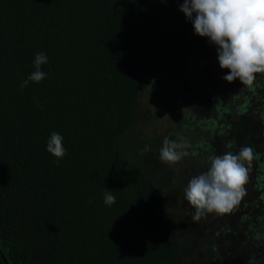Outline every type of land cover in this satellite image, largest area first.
Masks as SVG:
<instances>
[{
	"label": "trees",
	"instance_id": "1",
	"mask_svg": "<svg viewBox=\"0 0 264 264\" xmlns=\"http://www.w3.org/2000/svg\"><path fill=\"white\" fill-rule=\"evenodd\" d=\"M182 3L0 0V264H264V73L226 81ZM38 52L48 76L21 89ZM166 136L188 145L184 161L160 160ZM241 147L245 195L194 219L188 181Z\"/></svg>",
	"mask_w": 264,
	"mask_h": 264
},
{
	"label": "clouds",
	"instance_id": "2",
	"mask_svg": "<svg viewBox=\"0 0 264 264\" xmlns=\"http://www.w3.org/2000/svg\"><path fill=\"white\" fill-rule=\"evenodd\" d=\"M179 10L192 23L195 34L207 37L216 46L221 69L229 70L223 77L226 81L251 85L255 74L264 73V0H183ZM48 62L44 52L36 53L35 70L21 82V89L28 87L29 82L46 79L48 73L41 66ZM63 139L61 134L52 132L47 141V151L57 158V163L67 154ZM187 147L166 136L160 160L171 166L189 155ZM149 151L150 146L145 145L140 154ZM252 159L253 150L249 147L205 158L207 171L193 175L183 190L184 199L195 209L194 219L209 213L226 214L240 202L249 171L245 162ZM104 202H115L112 191H105Z\"/></svg>",
	"mask_w": 264,
	"mask_h": 264
},
{
	"label": "rangeland",
	"instance_id": "3",
	"mask_svg": "<svg viewBox=\"0 0 264 264\" xmlns=\"http://www.w3.org/2000/svg\"><path fill=\"white\" fill-rule=\"evenodd\" d=\"M164 1H168V0H164ZM177 1H180V0H177ZM156 106L157 107H162L163 105L159 102V100H156ZM149 106L151 107V108H153V106H154V103L152 102V103H150L149 104ZM158 110V109H157ZM156 110V111H157ZM155 111V112H156ZM155 112L153 113V115L155 114ZM156 142H154V144H155ZM161 148V147H160ZM183 161H184V159H183ZM182 162V161H181ZM183 202H184V200H183ZM186 210L185 211H187V210H189L190 209V207L191 206H189L188 205V203H185L184 202V206H183ZM223 214H217V213H209V214H206L204 217H207V218H212V217H214V216H222ZM192 227H195L193 224H188V223H186V222H182L181 224H180V227L177 229L178 231H180V230H182V229H191ZM192 229H194V228H192ZM192 234H195V233H192ZM184 237H186V239H184V241L182 242V245H184V252L185 253H188V251H189V253L190 254H192V256H198V254H199V252L201 251V249H200V246L199 245H196L193 241H192V239L191 238H188V234H186Z\"/></svg>",
	"mask_w": 264,
	"mask_h": 264
},
{
	"label": "water",
	"instance_id": "4",
	"mask_svg": "<svg viewBox=\"0 0 264 264\" xmlns=\"http://www.w3.org/2000/svg\"><path fill=\"white\" fill-rule=\"evenodd\" d=\"M2 256L4 257L5 263L9 264V262L7 261L6 257L4 256V254L2 253Z\"/></svg>",
	"mask_w": 264,
	"mask_h": 264
}]
</instances>
